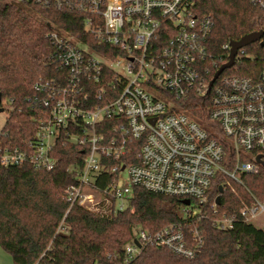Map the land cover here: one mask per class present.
Returning <instances> with one entry per match:
<instances>
[{
  "label": "built area",
  "instance_id": "built-area-1",
  "mask_svg": "<svg viewBox=\"0 0 264 264\" xmlns=\"http://www.w3.org/2000/svg\"><path fill=\"white\" fill-rule=\"evenodd\" d=\"M12 1L80 13L86 35L108 52L49 23L59 74L35 84L34 102L42 108L35 138L24 148L1 139L0 162L52 170L58 140L69 139L82 146L84 163L77 183L66 189L68 211L102 201L114 212L126 210L134 186L190 199L181 222L155 232L138 230L124 254L128 263L157 245L194 258L203 238L191 225L202 218L216 178L229 186L264 167V67L256 78L224 75L245 56L242 47L209 91L229 56L221 65L212 57L208 39L214 21L200 11V0ZM254 1L264 8V0ZM226 48L230 54V43ZM194 93L209 96L204 118L181 104ZM1 107L8 103L1 100ZM124 172L128 183L121 184ZM107 175L105 187L96 183ZM261 214L264 201L257 198L240 211L247 222ZM216 224L232 228L234 218L225 215Z\"/></svg>",
  "mask_w": 264,
  "mask_h": 264
},
{
  "label": "trees",
  "instance_id": "trees-1",
  "mask_svg": "<svg viewBox=\"0 0 264 264\" xmlns=\"http://www.w3.org/2000/svg\"><path fill=\"white\" fill-rule=\"evenodd\" d=\"M199 6L202 13L213 18L208 45L220 65L228 59L226 45L232 40L264 31V8L254 0H200ZM25 7L12 0H0V93L10 110L0 142L2 139L12 148H24L35 138L42 111L34 102L35 84L59 74L53 58L55 49L47 37L49 23L108 52L86 35L80 13ZM245 49V56L224 75H259L264 67V36ZM208 100L209 96L194 93L181 104L204 118L202 106ZM82 150L79 144L62 137L54 148L57 164L52 170L30 163L5 166L0 162V246L13 264H264V229L240 215L255 198L264 201V167L258 174H242L241 182L233 181L229 186L224 178H216L202 207V218L191 225V229L199 228L203 238L194 258L148 245L126 263L124 247L136 232H155L181 222L185 204L180 197L134 186L126 210L114 212L102 201L94 208L74 205L68 211L65 193L78 181L84 163ZM108 180L110 175L96 183L105 187ZM218 195L221 203L215 206ZM225 215L234 218L232 228L216 224ZM191 229H185L186 233Z\"/></svg>",
  "mask_w": 264,
  "mask_h": 264
},
{
  "label": "water",
  "instance_id": "water-1",
  "mask_svg": "<svg viewBox=\"0 0 264 264\" xmlns=\"http://www.w3.org/2000/svg\"><path fill=\"white\" fill-rule=\"evenodd\" d=\"M264 36V31H255V32H252V33H249L245 36H243L242 38H240L239 40H232L230 42V54H229V61L224 63L218 70L217 72L215 73L213 79L211 80L210 82V85H209V91L212 87V85L214 84V82L216 81V79L221 75V73L228 69V68H231L234 63H235V57L237 55V52L240 48L242 47H246L254 42H258V41H261L262 38ZM1 100H2V95L0 93V112L3 111V108L1 107ZM223 192V187L221 186L220 187V193ZM183 204L185 205H189L191 203V200L190 199H183L182 200ZM221 203V195H218L217 198H216V204H220ZM138 244V242H136ZM139 245V244H138Z\"/></svg>",
  "mask_w": 264,
  "mask_h": 264
},
{
  "label": "rangeland",
  "instance_id": "rangeland-1",
  "mask_svg": "<svg viewBox=\"0 0 264 264\" xmlns=\"http://www.w3.org/2000/svg\"><path fill=\"white\" fill-rule=\"evenodd\" d=\"M17 3L16 1H14ZM22 7H25V5H21L20 3H17ZM27 8V7H25ZM31 13L33 11L29 10ZM10 115V110L8 108L3 109L2 112H0V131L4 129L6 126V123L8 121ZM121 184L128 183V176L126 172L122 174ZM257 227L264 229V214L259 215L257 218H255L252 221ZM0 264H13L11 256L0 246Z\"/></svg>",
  "mask_w": 264,
  "mask_h": 264
}]
</instances>
